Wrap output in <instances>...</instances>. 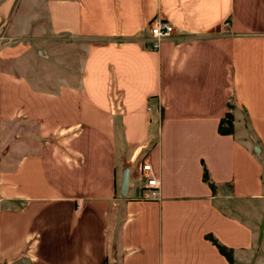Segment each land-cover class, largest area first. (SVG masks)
<instances>
[{"label":"crops","instance_id":"obj_1","mask_svg":"<svg viewBox=\"0 0 264 264\" xmlns=\"http://www.w3.org/2000/svg\"><path fill=\"white\" fill-rule=\"evenodd\" d=\"M10 21L0 264H264V0H0Z\"/></svg>","mask_w":264,"mask_h":264},{"label":"built area","instance_id":"obj_2","mask_svg":"<svg viewBox=\"0 0 264 264\" xmlns=\"http://www.w3.org/2000/svg\"><path fill=\"white\" fill-rule=\"evenodd\" d=\"M224 25L227 26L228 22H225ZM149 31L150 47L156 50L166 38L176 33V28L168 19L158 17L151 22ZM148 108L151 109V106ZM141 170L142 197L146 199L157 197L160 180L154 174L152 164L150 162H143Z\"/></svg>","mask_w":264,"mask_h":264},{"label":"trees","instance_id":"obj_3","mask_svg":"<svg viewBox=\"0 0 264 264\" xmlns=\"http://www.w3.org/2000/svg\"><path fill=\"white\" fill-rule=\"evenodd\" d=\"M233 121H234V115L232 114L231 111H229L226 116L221 120L220 123V132L221 133H232L233 132ZM205 177L206 179L208 178V174L207 172L205 173ZM208 238H210L218 247L219 249L222 251V253H224L228 258L231 259V251L225 247L224 245L220 244L214 237L212 236H208Z\"/></svg>","mask_w":264,"mask_h":264},{"label":"rangeland","instance_id":"obj_4","mask_svg":"<svg viewBox=\"0 0 264 264\" xmlns=\"http://www.w3.org/2000/svg\"><path fill=\"white\" fill-rule=\"evenodd\" d=\"M15 28L16 27H15L14 23H12L11 21H10V23L7 22L4 24V27L1 29V30H3V32L1 31V34H0V46L14 42V40L11 38V34L15 30ZM81 58H82V56H81V54H79L78 59L80 60ZM5 65H6V67L12 66V64H10V62H6Z\"/></svg>","mask_w":264,"mask_h":264},{"label":"water","instance_id":"obj_5","mask_svg":"<svg viewBox=\"0 0 264 264\" xmlns=\"http://www.w3.org/2000/svg\"><path fill=\"white\" fill-rule=\"evenodd\" d=\"M129 185V173H128V170H126L125 174H124V177H123V185L122 187L124 189H126Z\"/></svg>","mask_w":264,"mask_h":264}]
</instances>
